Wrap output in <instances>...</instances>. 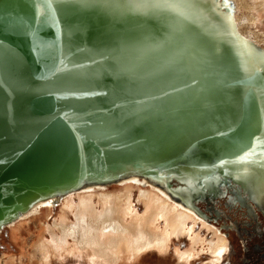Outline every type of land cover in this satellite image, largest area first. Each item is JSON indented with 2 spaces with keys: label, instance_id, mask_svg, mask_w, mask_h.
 I'll use <instances>...</instances> for the list:
<instances>
[{
  "label": "water",
  "instance_id": "1",
  "mask_svg": "<svg viewBox=\"0 0 264 264\" xmlns=\"http://www.w3.org/2000/svg\"><path fill=\"white\" fill-rule=\"evenodd\" d=\"M221 3L0 0V231L36 203L142 164L210 190L170 171L210 168L264 127V48Z\"/></svg>",
  "mask_w": 264,
  "mask_h": 264
},
{
  "label": "bare ground",
  "instance_id": "2",
  "mask_svg": "<svg viewBox=\"0 0 264 264\" xmlns=\"http://www.w3.org/2000/svg\"><path fill=\"white\" fill-rule=\"evenodd\" d=\"M145 1L151 2L154 7L159 8L163 6L173 7L174 2H182L183 0ZM211 1L213 2L214 0ZM254 2L264 7V0H254ZM218 3L219 5H223L221 0H218ZM232 3L234 6L233 12H235L234 2L232 1ZM237 3L252 12L253 5H249L246 0H238ZM254 19L251 20L253 21ZM248 20L251 21L250 18ZM233 24L235 26L234 21ZM240 34L245 39L251 40V36L249 37L241 32ZM259 46L264 48L261 44ZM259 64V70H264V66L261 63ZM256 78L257 80L255 81H260L263 86L264 71L257 74ZM251 84V86L248 85L250 87L247 86V88L251 89L250 91H254V94L256 90L260 94L262 93L260 91L261 86L258 83L256 86L255 82ZM254 86L255 89L252 90ZM9 87L12 90L16 85H10ZM261 96L257 95L255 98ZM259 104L263 106L264 102H259ZM71 114L73 113L68 115ZM239 148L237 146V150L235 151H224L225 149H222L218 160H222L232 154L241 155L242 150H239ZM185 158L190 157L185 156ZM173 170L170 171L173 176L178 175L177 177L179 178L191 180L187 174L182 173L181 167ZM122 171L131 175L117 182H109L114 180V178L110 179L113 174H110L109 179H98L97 183L100 184L86 185L83 183L87 182H80V185H83L76 190L77 195H74L75 197H66L61 202L66 195L72 192L64 194L58 201V203L61 202L58 219L52 226L46 229L48 230L49 238L42 237L37 241L31 260L37 259L39 261L38 264H48L51 255L63 256V254L69 253L78 257L84 256L90 264H118L124 258L123 253H126V256L133 259H138L141 254L151 249H156L158 252L165 254L171 247L172 238L179 241L184 237L189 239L190 246L184 250H180L179 247L175 249V264H192V260L199 259L198 257L203 252L209 254V258L203 264H214L221 259L223 253L230 247L231 236L219 233L220 230L201 218L194 211L195 208H198L194 203L202 201L199 198L203 197L204 199L206 195L214 197L216 195L215 191H213L214 193H211L212 190L205 191V195L200 190L195 192L192 184V187L187 189L185 187L186 184L182 183L185 189H181L179 194L188 197V202L186 201L185 203L192 210L181 204L177 200L179 198L174 197L172 189L166 190L164 188L161 180L166 181L169 185H171L172 181L168 182L164 178V171H159L156 168H147L145 164H142V167H127ZM214 171L216 172L217 170ZM116 173L119 172L116 171ZM153 174H160V176H154ZM127 180L139 181L142 185L139 184L137 190H134L132 185H125L124 188L104 186L107 182L121 184ZM175 181L178 182L176 179ZM147 183L150 186H147ZM80 188L88 190H79ZM135 196L136 202L143 205L142 211L134 203ZM171 197L175 198V200ZM45 204H50V202L46 201L34 204L35 206L33 205V208H30L31 210L28 209L25 213L20 214V218L17 216L7 226L14 224L18 218H25L28 214L36 212L39 207ZM199 221L202 223V228H206L207 231L212 232L209 240L206 237H202L200 235L202 233L195 232L196 224ZM15 233L16 231L12 230V235L15 236Z\"/></svg>",
  "mask_w": 264,
  "mask_h": 264
},
{
  "label": "flooded vegetation",
  "instance_id": "3",
  "mask_svg": "<svg viewBox=\"0 0 264 264\" xmlns=\"http://www.w3.org/2000/svg\"><path fill=\"white\" fill-rule=\"evenodd\" d=\"M223 7L222 5L221 10H224ZM234 13L235 12H233V15ZM260 63L264 66L263 62ZM262 99V96L257 97L255 102L263 103L261 102ZM248 142L249 144L247 143L246 146H239V150H242L241 155L232 154L226 156L224 159L219 160L220 164L218 162L210 168L190 169L188 167H180L182 173L189 176L191 179L190 181L198 180L200 179L199 177H201L207 187L216 192L214 197H209L206 195V192H204L206 195L204 199L195 202L194 205L198 206L199 210L204 212L205 216L203 217L194 210L196 214L225 233V235L231 236V239L233 235L235 236L238 234V236H236L241 239V244H243L248 254H250L251 246L255 249L256 256L253 261L257 264H264V127L259 133L251 134L250 141ZM249 146H251V149ZM187 159L194 164L202 160L200 156ZM187 159L185 158V160ZM214 170L217 171L215 172ZM195 174L199 177H194ZM233 174H236V176L231 177ZM161 181L166 190L172 189L171 191H173L174 197L176 196L179 198L177 200L180 201L181 204L190 208V206L185 203L186 201L188 202V197L179 194L181 189H184V185L176 182L175 179H172L171 185L164 180ZM134 182L140 183L139 181ZM235 184L239 185L242 189H237ZM107 185L116 184L107 182L104 186ZM192 185L195 192L197 190L199 191L197 185ZM79 190L88 189L80 188ZM247 192L250 194L249 198L247 197ZM230 194L232 195L231 198H229ZM171 198L175 200V198ZM245 202L251 210L247 208ZM249 261L250 260L245 258L244 264L249 263Z\"/></svg>",
  "mask_w": 264,
  "mask_h": 264
},
{
  "label": "rangeland",
  "instance_id": "4",
  "mask_svg": "<svg viewBox=\"0 0 264 264\" xmlns=\"http://www.w3.org/2000/svg\"><path fill=\"white\" fill-rule=\"evenodd\" d=\"M232 1L234 2L236 8L233 19L237 32L239 34L240 32L242 34H246L249 37L251 36V42L264 46V7L255 3L254 0H246L249 5H253V9L251 10L252 12H250L244 7H241L237 3L238 0ZM248 18H250V20L254 18L255 19L253 21H249ZM139 184L140 183H136L133 180H127L121 184L107 186L111 188L114 186L124 188L125 185H132L133 189L137 190ZM146 185L149 186L150 184ZM74 195H77V193L74 192L66 195L61 200V202L66 197ZM61 202L53 205H43L39 207L36 212L28 214V216L25 218L19 219L14 224L4 227L0 231V264H38L39 261L37 259L31 260V256L35 252V245L42 237L49 238L48 230L46 229L49 226H52L53 223L58 219ZM134 203L137 207H139L140 211L143 210V205L136 202V196ZM201 226L202 223L199 221L196 224L195 232L202 233L200 235L202 237H206V239L208 238L207 240H209L211 238L212 232L207 231L206 228H202ZM12 230L16 231L15 236L12 235ZM219 233L223 232L220 231ZM236 235L238 236V234ZM236 235H233V238L230 241L229 249H227L223 253L221 259H219V261L214 264H244L245 258L250 260L249 263L246 264H257L255 261H253L255 260L256 256L253 246H251L250 254H248L245 247H243V244H241V239ZM171 240V247L165 254L158 252L156 249H151L141 254L138 259H133L132 257L126 256V253H123L124 258L118 264H175V249L179 247L180 250H184L190 246V243L189 239L186 237L181 238L179 241L175 238H172ZM200 257H198L199 259L192 260V264H203L206 259L209 258V254L203 252ZM77 263L90 264L84 256L78 257L73 254L70 255L69 253L63 254V256L51 255V259L48 264Z\"/></svg>",
  "mask_w": 264,
  "mask_h": 264
}]
</instances>
